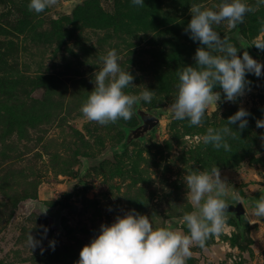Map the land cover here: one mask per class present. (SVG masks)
<instances>
[{"label": "rangeland", "instance_id": "rangeland-1", "mask_svg": "<svg viewBox=\"0 0 264 264\" xmlns=\"http://www.w3.org/2000/svg\"><path fill=\"white\" fill-rule=\"evenodd\" d=\"M29 2L0 0V264H76L101 224L132 209L153 227L187 233L182 217L193 208L183 176L213 165L229 191L240 192L249 219L229 213L227 232L206 249L193 246L186 264H227L233 256L234 264H264V218L252 216L250 207L264 193V128L256 127L264 119V74H246L250 91L235 102L215 87L221 98L206 110L202 126L173 119L169 109L177 70L194 65L201 47L185 32L190 5L211 8L221 0H144L143 7L131 0H58L39 14L28 10ZM214 28L241 48L238 56L248 51L264 64V51L252 45L264 40V5L236 28L227 21ZM113 48L134 76L135 86L124 91L139 94L145 86L155 95L135 105L129 121L102 126L80 109L94 88L99 57ZM241 107L250 113L248 126L240 132L238 123L230 125L239 133L226 137L231 152L198 140ZM138 111L159 122L134 138L131 131L142 123ZM29 232L42 240L34 250L26 243Z\"/></svg>", "mask_w": 264, "mask_h": 264}, {"label": "clouds", "instance_id": "clouds-1", "mask_svg": "<svg viewBox=\"0 0 264 264\" xmlns=\"http://www.w3.org/2000/svg\"><path fill=\"white\" fill-rule=\"evenodd\" d=\"M131 3L144 6V0H131ZM57 4L58 0H30L27 7L30 12L39 14ZM260 5H264V0H257L255 6L249 5L246 0H221L211 8L202 4L190 5L191 19L185 32L194 42H199L201 47L195 51V64L183 66L176 72L177 92L174 102L169 106L173 119L188 120L189 127L202 126L206 110L213 104L217 105L221 98V93L213 90L215 87L222 89L228 102H235L246 91H250L248 86L251 82L246 79V74L260 77L264 64L253 59L248 51H244L242 57L238 56L241 48L238 49L227 36L221 38L214 25L227 21L230 28H236L244 23L246 14L254 13ZM252 45L264 51V40L257 39ZM119 59L114 48L99 57L101 66L94 72L91 81L94 88L80 109L88 121L102 126L115 124L121 119L129 121L135 105L141 101L151 103L155 92L145 86L139 94L124 91L135 86L132 83L134 76L128 68L120 66ZM249 115L241 107L228 117L223 127H208L198 140L216 150L223 148L225 152H231L226 137L237 139L239 133L233 131L230 125L238 123L242 132L248 126ZM256 127L264 128V119L256 120ZM260 140L264 147V133L260 135ZM183 182L188 190L186 199L193 208L182 217L187 233L170 226L153 227L148 216L132 209L123 216L117 215L110 225L101 224L99 234L82 247L76 264H186L192 257L193 246L206 249L210 239H219L228 230L230 204L226 198L230 197L238 203L243 198L234 188L229 191L230 185L222 178L216 165L210 170H186ZM250 207L252 216L264 218V193L258 199L251 200ZM244 218L249 219L247 212ZM44 232H47L46 228ZM26 243L30 250H34L41 246L42 240L29 232ZM50 246L54 250L55 241H50ZM235 259L233 256L227 264H234Z\"/></svg>", "mask_w": 264, "mask_h": 264}, {"label": "water", "instance_id": "water-1", "mask_svg": "<svg viewBox=\"0 0 264 264\" xmlns=\"http://www.w3.org/2000/svg\"><path fill=\"white\" fill-rule=\"evenodd\" d=\"M252 58L263 64V62L258 58L256 57H252ZM261 71L262 74H264V68H262ZM138 116L140 117L142 123L141 125H139L138 127H136L131 131V134L134 138H139L143 136L145 133L152 130L159 122V119L151 113L138 111ZM61 210L62 207L56 208V210L53 213V218L56 219L59 216ZM228 212L230 214H234L236 217H240L241 215L244 214V208L240 203L236 204L235 206L230 204L228 208Z\"/></svg>", "mask_w": 264, "mask_h": 264}, {"label": "trees", "instance_id": "trees-1", "mask_svg": "<svg viewBox=\"0 0 264 264\" xmlns=\"http://www.w3.org/2000/svg\"><path fill=\"white\" fill-rule=\"evenodd\" d=\"M247 50V49H246Z\"/></svg>", "mask_w": 264, "mask_h": 264}]
</instances>
